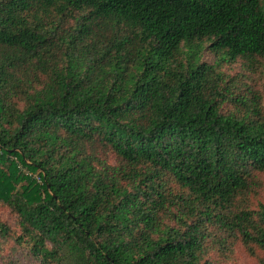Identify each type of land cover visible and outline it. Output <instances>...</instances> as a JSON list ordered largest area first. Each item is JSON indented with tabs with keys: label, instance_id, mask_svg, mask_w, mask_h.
Here are the masks:
<instances>
[{
	"label": "trees",
	"instance_id": "16d2710c",
	"mask_svg": "<svg viewBox=\"0 0 264 264\" xmlns=\"http://www.w3.org/2000/svg\"><path fill=\"white\" fill-rule=\"evenodd\" d=\"M239 59L264 61V0H0V205L19 229L0 218V260L12 240L38 264L264 254V101L222 70Z\"/></svg>",
	"mask_w": 264,
	"mask_h": 264
},
{
	"label": "rangeland",
	"instance_id": "374dc122",
	"mask_svg": "<svg viewBox=\"0 0 264 264\" xmlns=\"http://www.w3.org/2000/svg\"><path fill=\"white\" fill-rule=\"evenodd\" d=\"M214 54L210 51H205L203 54V61L212 62L214 60ZM222 70L226 72L229 76H236L239 81L237 84L243 86L247 92L249 89L259 92L264 101V61L258 60L256 63H247L244 60H237L234 63L224 62ZM111 163H114L113 156H110ZM257 178L261 183V188L258 191L256 197L252 198L253 206L258 209L259 204L264 205V172L257 173ZM0 218L5 223H7L13 231H18L16 217L10 212V210L2 205H0ZM3 257L0 260V264H38L35 260L31 259L28 254V250L22 247L24 254L21 253V249L18 246H14V241L4 243ZM13 247L18 248V252L13 250ZM16 258L13 259V256ZM29 255V254H28ZM210 260L218 264H262L264 259V254L259 252L255 257H252L245 249V247L237 243L232 247L230 254L222 255L217 247L212 251L208 257Z\"/></svg>",
	"mask_w": 264,
	"mask_h": 264
}]
</instances>
